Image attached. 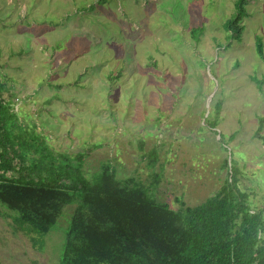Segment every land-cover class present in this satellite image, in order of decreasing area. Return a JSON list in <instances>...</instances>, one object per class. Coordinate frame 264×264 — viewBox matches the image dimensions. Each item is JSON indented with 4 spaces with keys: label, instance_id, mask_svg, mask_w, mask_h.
<instances>
[{
    "label": "rangeland",
    "instance_id": "1",
    "mask_svg": "<svg viewBox=\"0 0 264 264\" xmlns=\"http://www.w3.org/2000/svg\"><path fill=\"white\" fill-rule=\"evenodd\" d=\"M235 2L0 0L16 130L60 160L79 156L86 179L107 166L171 209L199 204L233 171L264 233V0H242L232 37L222 23ZM77 200L40 247L0 201V264H58Z\"/></svg>",
    "mask_w": 264,
    "mask_h": 264
},
{
    "label": "trees",
    "instance_id": "2",
    "mask_svg": "<svg viewBox=\"0 0 264 264\" xmlns=\"http://www.w3.org/2000/svg\"><path fill=\"white\" fill-rule=\"evenodd\" d=\"M241 2L222 23L232 37L239 33ZM255 48L261 49L258 38ZM4 89L0 79V201L13 212L14 227L40 247L77 195L58 264H264L261 210L249 207L233 171L212 196L178 209L155 200L133 178L116 179L107 166L88 180L79 156L74 163L60 160L42 138L23 141ZM263 119L255 129L260 138Z\"/></svg>",
    "mask_w": 264,
    "mask_h": 264
}]
</instances>
